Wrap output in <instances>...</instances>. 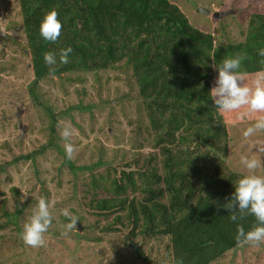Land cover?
Instances as JSON below:
<instances>
[{
    "label": "trees",
    "instance_id": "obj_1",
    "mask_svg": "<svg viewBox=\"0 0 264 264\" xmlns=\"http://www.w3.org/2000/svg\"><path fill=\"white\" fill-rule=\"evenodd\" d=\"M18 6L36 90L39 82L48 79L83 83L89 74L112 70L121 72L120 80L130 88L121 101L136 107L137 118L127 122L132 151L122 156L114 151L108 161L102 155L90 167H75L65 158L61 169L55 170L61 174L62 166L69 168L75 183L84 176L77 171H90L88 180L85 177L74 187L77 203L71 204L70 212L78 217L76 229L80 224L85 227L84 233H74V239L100 243L102 236L111 237L123 249L117 264H176L177 260L213 264L241 247L235 241L238 225L229 220L223 205L244 174L228 165L230 121L212 107L209 92L218 75L212 65L225 58L247 53L241 71L249 74V81L262 67L257 52L264 48V0L236 7L250 13L247 32L241 41L220 46L214 33L196 28L170 0H19ZM53 9L62 30L58 40L49 43L40 37L39 26ZM68 47L73 49L70 62L58 63L50 75L44 54ZM34 87L30 91L39 108L42 103ZM47 110L48 144L30 153L11 150L12 158L0 165V197L8 189L14 196L0 200V241L15 237V244L25 247L19 234L39 199L21 201V191L12 187L21 182L12 170L32 162L50 173L38 157L56 146L60 121ZM96 148L83 149L97 152ZM36 176L42 178L39 168ZM239 224L248 231L255 219L247 216ZM52 234L59 236L58 231ZM153 241L157 243L150 246ZM3 248L0 244V258L6 253L10 259L0 264H35L36 255Z\"/></svg>",
    "mask_w": 264,
    "mask_h": 264
},
{
    "label": "rangeland",
    "instance_id": "obj_2",
    "mask_svg": "<svg viewBox=\"0 0 264 264\" xmlns=\"http://www.w3.org/2000/svg\"><path fill=\"white\" fill-rule=\"evenodd\" d=\"M170 1L181 7L196 28L214 33L218 38L217 46L229 41H241L247 32L250 13H244L241 7L244 4L250 5L253 0ZM18 2L19 0H0V165L12 158L11 150L14 153H30L48 144L51 120L47 109L57 114L60 122H69L75 130L71 142L76 151L70 160L75 167H90L102 155V158L108 161L112 159L114 151L119 155L125 151H132V130L127 126V122L130 119L135 120L137 115L136 107L131 101H121L130 90L125 81L120 80L123 79V74L112 70L99 74L92 73L85 77L83 83H67L64 79L53 78L39 82L36 90L33 86L35 77L31 66L32 59L25 51V33L20 25L21 12ZM237 6L241 7L236 8ZM200 8L204 12H200ZM245 82L250 83L247 79ZM32 87L37 91L42 103L39 108L36 107L31 94ZM105 100L108 104L101 105ZM60 113L63 114V118H59ZM223 115L230 121L227 130L231 140L228 165L245 175L247 170L241 165L240 157L247 155L264 160V152L258 151L259 148H264V132L245 139L242 134L254 122L255 117L241 118L237 113ZM111 121L115 122L113 126L109 123ZM60 127L61 124L57 126V134L54 136L56 146L49 149L46 155L38 157L43 165L47 164L49 174L39 166L42 178H38L36 176L38 168L32 162L16 165L12 170V174L21 182L20 185L12 187L21 191L22 202L25 203L29 199L35 201L43 195L51 204L50 212L54 224L45 233L46 246L30 248L17 245L16 241L14 242L15 237L3 238L0 244L4 246L5 251L12 246L15 252L21 253L23 250L30 256L36 255L35 264H117V256L123 253V249L117 243H113L115 240L111 237L102 236L104 240L102 239L100 243L77 241L74 239V233L85 232V227L81 224L80 230L73 229L69 237L61 235L64 231L63 225L68 221H61L63 216L60 210L67 208L71 211V204L76 205L74 187L77 189L78 183L81 185L86 178L88 180L90 171H77V175L84 174L77 183L75 176L67 167L62 166V173H56L55 170L61 169L66 158L59 134ZM108 130L112 134H107ZM85 145H89L90 149L97 146V152L84 151ZM106 151L109 154H105ZM148 151L147 149L144 153ZM257 174L264 175V168L259 169ZM9 191L8 189L0 200H4L5 197L13 200L14 196L8 194ZM35 206L34 204L30 208L31 214ZM6 231L12 235L11 230ZM52 231L59 232L58 238L53 236ZM156 243L153 241L150 246ZM10 256L13 257L11 253ZM5 259H10L6 253L0 258V263ZM213 264H264V244L259 247L241 246Z\"/></svg>",
    "mask_w": 264,
    "mask_h": 264
},
{
    "label": "clouds",
    "instance_id": "obj_3",
    "mask_svg": "<svg viewBox=\"0 0 264 264\" xmlns=\"http://www.w3.org/2000/svg\"><path fill=\"white\" fill-rule=\"evenodd\" d=\"M62 23L58 19V12L51 10L41 20L39 26L40 37L49 43H55L60 37ZM71 47L61 49L59 53L47 52L44 54V63L49 69V74H54L57 64L69 63ZM257 55L262 66L251 74L250 83H246L247 72L241 71L242 63L247 59V53H238L230 58L223 59L218 65L213 64L218 73L209 95L212 107L219 113H237L241 118L255 117L254 122L243 132L245 139L264 132V48L258 50ZM60 138L63 142L65 156L71 160L76 148L71 142L74 129L69 122L61 121ZM258 151L264 152V148ZM240 163L247 170V174L239 178L230 197H226L223 209L229 214L231 222L237 223L235 241L237 245L259 247L264 244V175L257 171L264 168V160L257 157L242 155ZM51 204L45 197H40L32 214L26 219L19 234L24 245L30 248L46 246L45 233L52 226L53 216L50 212ZM60 214L68 221L63 225L61 235L69 237L77 227L78 217L70 213L67 208L61 209ZM247 216L255 219V224L248 231L239 224ZM176 264H183L177 260Z\"/></svg>",
    "mask_w": 264,
    "mask_h": 264
},
{
    "label": "water",
    "instance_id": "obj_4",
    "mask_svg": "<svg viewBox=\"0 0 264 264\" xmlns=\"http://www.w3.org/2000/svg\"><path fill=\"white\" fill-rule=\"evenodd\" d=\"M199 11H200V12H204V11L202 10V8H200Z\"/></svg>",
    "mask_w": 264,
    "mask_h": 264
}]
</instances>
